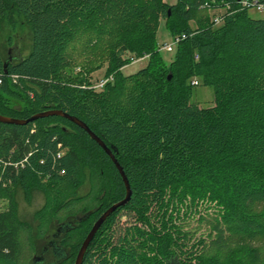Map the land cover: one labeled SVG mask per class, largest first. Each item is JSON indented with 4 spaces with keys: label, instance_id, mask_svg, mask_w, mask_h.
Masks as SVG:
<instances>
[{
    "label": "trees",
    "instance_id": "16d2710c",
    "mask_svg": "<svg viewBox=\"0 0 264 264\" xmlns=\"http://www.w3.org/2000/svg\"><path fill=\"white\" fill-rule=\"evenodd\" d=\"M244 1L264 10V0H0V20L19 15L30 41L6 69L0 45V115L79 119L131 190L83 264H264V18L250 17ZM214 8L226 10L218 26L206 16ZM161 22L180 38L168 66L156 42ZM99 52L111 81L98 91L90 73L100 66L74 74L73 54ZM145 57V67L121 73ZM194 80L212 89L213 106L191 103ZM34 193L42 207L20 218L18 195L30 202ZM125 195L108 155L68 120L0 123V264H74L92 225ZM186 195L219 209L199 219L211 228L205 239L175 223ZM87 201L94 207H78Z\"/></svg>",
    "mask_w": 264,
    "mask_h": 264
},
{
    "label": "rangeland",
    "instance_id": "374dc122",
    "mask_svg": "<svg viewBox=\"0 0 264 264\" xmlns=\"http://www.w3.org/2000/svg\"><path fill=\"white\" fill-rule=\"evenodd\" d=\"M168 4H174L176 0H167L165 1ZM239 2V1H238ZM226 13V10L221 8L210 9L206 12V16L209 19L210 24L213 26H218L220 24H215L214 18L220 19V16L223 17ZM250 17L254 19H263L264 18V10L257 11L256 9H250L248 11ZM193 25V23H191ZM156 42L158 45L159 57L162 63L166 66L170 65L173 61L177 48L173 44L174 37L170 34L164 22H161L157 34H156ZM29 30L28 27L24 24L21 17L17 14H7L0 20V45L4 47V51L10 48L20 49L21 56H24L28 53L29 50ZM168 44L172 45L173 51L166 52L162 49L163 45ZM79 50V48H78ZM100 54L97 57L87 55V56H78L77 54H73L75 57V61H73L74 66V74L78 72L81 66L91 68L92 66L99 65L100 68L97 70H92L90 79L92 84H97L100 80L105 79L104 74L106 70V53L99 52ZM13 55V52H12ZM93 62V63H92ZM93 64V65H92ZM148 64L147 57L134 60L131 64L122 68L121 73L124 76H129L141 68L145 67ZM99 91V90H98ZM18 103V102H17ZM191 103L197 105L200 108H208L213 106L214 98L212 89L208 86H204L203 84H199L193 88V94L191 97ZM22 105V103H21ZM88 186H83L77 193V195L83 196L87 193ZM192 198L186 195V199L183 200L180 205L176 204L175 207H178L179 219L175 220L177 225H180L183 231L188 232L189 236L192 240L195 239H205V236L211 230L210 227L207 226L206 222L199 221L200 217H211L216 216L217 206L216 203L210 202L207 199L195 202L191 201ZM18 214L22 219L29 220L35 211L39 210L43 205V198L39 193H34L31 197L30 202H25L21 195H18ZM95 202H83L78 204V207L81 208L83 206H92L94 207ZM3 204L0 205V208ZM2 209V208H1ZM177 209V208H176ZM175 213H173L174 215ZM125 218H121V223L124 224ZM194 242V241H193ZM47 263V262H46Z\"/></svg>",
    "mask_w": 264,
    "mask_h": 264
},
{
    "label": "water",
    "instance_id": "95a60500",
    "mask_svg": "<svg viewBox=\"0 0 264 264\" xmlns=\"http://www.w3.org/2000/svg\"><path fill=\"white\" fill-rule=\"evenodd\" d=\"M238 1H240V0H238ZM12 52H13V55H12ZM21 58H22V56L20 54L19 47L8 49L7 58L3 64L4 69H6L8 64L11 63L13 60H19ZM47 117H62L64 119L68 120L69 122L73 123L74 125H76L80 129L84 130L89 135V137L93 141H95L100 146V148L108 155V157L110 158V160L114 164L115 168L117 169L119 175L121 176L122 181L124 183L125 190H126V195H125L124 199L121 200L120 202L112 205L110 208H108L105 212L102 213V215L92 225L90 231L88 232L87 236L85 237L84 241L82 242V245H81V247H80V249H79V251L75 257L74 264H83V259H84L86 250H87L89 244L91 243V241L93 240L94 236L96 235L98 230L101 228V226L104 224V222L107 220V218H109L114 213V211H116L120 207H123L124 205H126L129 202V199L131 196V190H130L127 178L124 174V171H123L122 167L119 165V163L117 162L114 155L112 154V151L109 148H107L106 145L92 131H90V129L79 119H77L73 116H70V115H68V114H66L60 110H48L45 112L35 114L26 120H19V119L9 118V117H5V116L0 115V123L9 124V125H26V124L32 123L38 119H43V118H47ZM78 221H81V219L79 218ZM57 254H58L59 258H61V259L65 260L66 258H68V254L64 250L60 249ZM37 262L43 263L42 259H36V261L33 263L37 264Z\"/></svg>",
    "mask_w": 264,
    "mask_h": 264
},
{
    "label": "built area",
    "instance_id": "2783aa9c",
    "mask_svg": "<svg viewBox=\"0 0 264 264\" xmlns=\"http://www.w3.org/2000/svg\"><path fill=\"white\" fill-rule=\"evenodd\" d=\"M163 1L165 2V1H167V0H163ZM241 6H242V7H253V8H255L257 11H261V10H263V7H262L261 5H257L256 2H252V3L250 2V3H249V2L244 1V2L241 3ZM214 22H215V24H221L222 19H221V18H220V19H216V18H214ZM181 38H184V36H182ZM179 40H180V38H178V37L174 38V42H173V44H174V45L178 44ZM162 49H163L164 51H166V52H172V51H173L172 45H168V44L163 45ZM108 81H111V77H110V78H105V79L100 80L97 84L94 85V88H95L96 90H100L101 88H103V86H104ZM191 85H192V86H197L198 83H197V81L194 80V81L191 82Z\"/></svg>",
    "mask_w": 264,
    "mask_h": 264
},
{
    "label": "flooded vegetation",
    "instance_id": "af4514ba",
    "mask_svg": "<svg viewBox=\"0 0 264 264\" xmlns=\"http://www.w3.org/2000/svg\"><path fill=\"white\" fill-rule=\"evenodd\" d=\"M48 247H49V245H48ZM42 261H43V263L45 262L44 260H42ZM43 263L38 262L37 264H43Z\"/></svg>",
    "mask_w": 264,
    "mask_h": 264
}]
</instances>
